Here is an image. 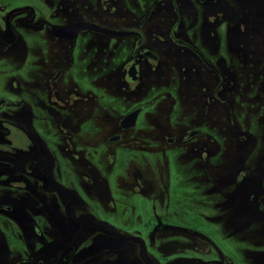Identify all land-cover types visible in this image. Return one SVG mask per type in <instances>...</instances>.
<instances>
[{
	"label": "flooded vegetation",
	"instance_id": "af4514ba",
	"mask_svg": "<svg viewBox=\"0 0 264 264\" xmlns=\"http://www.w3.org/2000/svg\"><path fill=\"white\" fill-rule=\"evenodd\" d=\"M88 1L98 4L97 14L87 7ZM122 1L68 0L69 19L67 22L60 20L55 25L60 14L51 15L50 22L42 19L36 23V10L31 5L13 7L3 15V28L0 30V43L3 47L10 49L18 44L19 33L12 23L16 16L15 24H21L40 41L35 42L38 57L28 56L32 48L30 41H21L23 60L27 58L29 67L24 68L20 80V107H23L20 110V126L9 124L15 122L11 119L15 111L3 110L7 97H0V114L4 119L0 120V130L3 131L0 132V264H167L179 259L234 264L230 255L222 250H219L221 254L216 258L202 256L197 248L195 250L198 254L193 256H170L162 252L153 255L157 231H179L193 238L198 236L196 231L185 225L186 222L190 223L186 220V214L200 210L184 201L175 206L177 213L183 214L180 220L162 218L157 205L141 203L138 207L132 206L129 204L131 199L123 204L122 200L127 195L115 193L113 197L105 189V180L101 174L95 180L86 174L89 162L97 159L86 156L91 150L95 153L99 149L93 138L91 141V133H95L99 126L93 124L97 120L90 114V97H101V101L110 100L113 106L121 107L127 102L132 105L138 94L150 88L151 91H157L151 97H181L187 100L185 108L188 113L196 109L195 120L179 126L178 131L166 129L154 137L159 147L175 146L187 150L191 155L201 148L213 147V126H206L212 118L213 99L220 102L229 97L219 93L225 80L221 70L213 63V48L208 50L202 46L203 40L198 31L196 36H191L188 29L181 32L174 28L178 22V25L181 23V13L175 0H167V3L172 5L176 23L174 27H167L163 31L143 30L145 23L153 17L160 0L153 1L137 18L136 29L119 30L101 23L106 16H111L107 15L110 6H117ZM198 2L202 4L205 0ZM233 2L239 4V0H229L226 4L234 10L239 9L231 5ZM10 4L19 2L0 0V11L3 6ZM81 5L86 6V17L80 11ZM124 18L127 19L126 16ZM82 23L131 34L118 37L83 30L80 25ZM74 25L76 28L72 31H56ZM8 27L15 34L12 43L8 42L13 33L3 37ZM230 32L232 29L229 28L228 37ZM145 36L150 38L148 43L145 42ZM226 48L222 55H219L220 52L215 53V58L223 60L232 68L240 59L234 58L229 39ZM248 58H256L258 65L262 60L259 53L254 51L248 53ZM38 60L41 72L37 73L33 81L31 72H35L36 67L32 66H36ZM170 73L178 76L177 89L174 87L177 84L169 82ZM252 80L249 78V82ZM36 89L43 92L38 95L33 107L29 108L25 101ZM159 90L161 94H158ZM176 90L177 93H174ZM224 103L229 105L225 100ZM136 110L139 112L134 125H130L129 121L123 122L125 116ZM141 112L139 106L124 112L100 111L99 119L108 124V129L102 132V146L107 147L111 154V157L102 159L110 165L118 166L121 161H133L131 150L138 146V136L134 132H138L137 128H148L138 125ZM115 113L119 114L115 116ZM30 117H33V121L29 120ZM32 122L43 133L39 137L30 125ZM209 123L212 124V120ZM147 137L150 138V135ZM233 138L237 156L234 159L241 162L238 157L242 156V161L246 160V138L242 135ZM37 139L44 141L50 148L42 149L41 156L33 158V143ZM195 160L194 157L189 159V166L198 164L194 163ZM160 161L166 164L168 172L173 175L172 180L175 178L173 183L179 188L185 187L180 182V178L185 180L184 174H173L175 168L171 167L169 159L160 158ZM58 162L65 167L78 165L81 174H76L75 179L64 185L57 180L60 176L54 173L58 170ZM261 168L264 169V161L261 162ZM205 173L209 176L206 170ZM130 178L133 186L128 193L134 198L153 196L152 203H156V195H151L154 189L143 190L137 187V184L141 187L149 184L140 170H133ZM210 181L216 184V178H210ZM165 183L168 185L167 180ZM90 187L97 189L93 196ZM165 191L169 194L176 192L169 188ZM179 191L193 195L200 193L199 189L187 191L181 188ZM164 209V213H172L173 207ZM134 229H141L142 233Z\"/></svg>",
	"mask_w": 264,
	"mask_h": 264
},
{
	"label": "rangeland",
	"instance_id": "374dc122",
	"mask_svg": "<svg viewBox=\"0 0 264 264\" xmlns=\"http://www.w3.org/2000/svg\"><path fill=\"white\" fill-rule=\"evenodd\" d=\"M153 1L155 0H123L117 6L111 5L110 11L107 10V15L111 16H106L105 21L100 22L119 30L136 29L137 18L151 6ZM163 1L160 0L153 17L145 23L143 30L163 31L167 27H174L176 21L174 22L173 19L172 5L170 2L167 3V0ZM175 1L181 13V23L178 25V22L174 28L181 32L188 29L191 36H196L197 31L199 32L203 40L202 46L208 50L213 48V63L221 70L225 80L219 93L229 97L220 102H215L213 99V113L210 118L212 124L209 123L210 120L206 124V126H213V147L201 148L192 156L187 150L183 151L175 146H158V140L155 137L164 130L178 131L179 126L195 120L196 109L188 113L185 108L187 100L181 97H151L157 94V91L156 89L151 91L148 88L141 92V95H137L132 105L128 102L126 105L123 103L122 108L113 106L114 103L110 100L101 101V97H90L92 106L90 114L97 120V123L93 122V124L99 126V129L96 127L98 130L95 133H91V141L93 138L100 151L96 150L92 153L91 150V153L86 156L97 157L95 162H89L86 174L93 180L101 174L102 179L105 180V189L110 195L115 193L120 196L127 195L122 200L123 204L124 201L128 202L127 200L131 199L129 204L132 206L138 207L141 203L157 205L158 208L160 207L158 212L162 218L180 220L183 214L177 213L175 206L184 201L187 205L195 206L198 211L200 210V212L186 214V220L190 223L186 222L185 225L188 229L196 231L198 236L193 238L179 231H157L152 249L153 255L157 256L162 252L170 256L184 254L193 256L198 254V250L206 258H216L221 254L219 250H222L230 255L234 264H264V169L261 168V162L264 161V3L262 0H239V4L231 3L239 7L234 10L227 6L226 2L228 3L229 0H205L202 4L198 0ZM17 2L19 4L3 6L0 11V30L3 28V15L9 9L18 6H33L36 10V23L37 20L42 19L50 22L51 15L54 14L60 15L53 25L58 24L60 20L67 22L69 19L67 17L68 0H17ZM85 7L81 5L80 11L86 17ZM87 7L93 13H98L99 7L94 1H88ZM23 14L30 16L27 12ZM125 16L127 19L124 18ZM16 17L13 18L12 23L19 33L18 44L7 49L0 43V97H7L3 110L15 111V114H11L13 115L11 119L15 122L9 124L20 126V110L23 109L20 107L22 99L19 95L22 89L20 80L24 68L29 67L27 58L23 60L21 41H30L32 48L28 56L38 57L35 42L40 40L21 24L16 25L14 22ZM229 28L232 29L230 38L227 33ZM144 39L147 43L150 40L148 36ZM228 39L234 58L240 59L233 64L232 68L223 60L215 58L217 53L220 52L219 55H222L226 52ZM253 51L258 52L262 58L259 65L256 63V58H248V53ZM37 63L36 66H32L36 67L35 72H31L33 81L36 80L37 73L41 72L39 60ZM177 77L175 73H170L168 75L170 84L176 85ZM249 78H253L252 82H249ZM13 83L16 85L13 86ZM174 87L177 89L178 84ZM39 90L32 91L31 96L26 99L25 102L29 108L33 107L36 98L43 92ZM161 93L162 91L159 90L158 94ZM174 93H177V90ZM224 100L227 101L228 106L225 105ZM134 106L142 108L138 125L148 126V128H137L138 132H134V135L138 136V146L131 150L130 157L133 161H121L118 166L110 165L108 161L102 159L111 157V154L107 147L102 146V132L108 129V124L99 119L100 111L124 112ZM1 117H3L2 114H0V120H4ZM29 120L33 121V117ZM30 125L38 137L43 134L35 128L36 125L33 122ZM201 126L203 127L204 124ZM0 132L3 133L1 130ZM148 135L150 138L147 137ZM239 135L246 138L244 149L247 158L242 161V156H239L241 162L234 159L237 156L233 137L236 138ZM33 145L35 147L34 155H31L33 158L41 156L42 149L50 148L40 139H37ZM57 148L61 150L59 146ZM104 151L105 155H103ZM122 153L123 151L120 154ZM193 157L196 159L194 163L198 164L189 166L188 160ZM160 158L169 159V163H172L171 167L175 168L172 171L173 174H184L185 180L180 178V182L185 187L179 188L176 183H173L175 178L172 180L173 175L170 171L168 172L166 164L160 161ZM183 163H185L184 166ZM58 165V170L54 173L60 176L57 180L64 185L75 179L76 174H81L76 164L65 167L58 162ZM198 168L197 172L194 171ZM135 169L140 170L144 179L149 180V184L142 187L137 184L138 189H154L151 195H156V203H152L153 196L134 198L131 193H128L133 186L130 177ZM205 170L209 176L206 175ZM210 178H216V184L212 183ZM166 180L168 185L165 183ZM168 188L176 192L169 194L165 191ZM181 188L187 191L199 189L200 193L195 195L184 193L179 191ZM89 189L94 192L91 196L97 191L93 187ZM251 197L253 198L250 199ZM164 207H173L172 213H164ZM134 230L142 233L141 229Z\"/></svg>",
	"mask_w": 264,
	"mask_h": 264
},
{
	"label": "water",
	"instance_id": "95a60500",
	"mask_svg": "<svg viewBox=\"0 0 264 264\" xmlns=\"http://www.w3.org/2000/svg\"><path fill=\"white\" fill-rule=\"evenodd\" d=\"M80 25H81V29H83V30L97 31V32H100L103 34H108V35H113V36H118V37H124V36L131 34L129 32L111 31V30H108L105 28H101V27L92 25V24H88V23H82ZM75 28H76V25L65 26V27L58 28L56 31L57 32H69V31L74 30ZM11 33H13V32L8 27L6 29V32L3 34V37L4 36H11L12 35ZM14 40H15V34L13 33L12 39L8 43H12ZM138 112H139V110H136V111L128 114L123 119V122L129 121L130 125H134ZM167 264H217V262H204V261L199 260V259H179V260L170 261Z\"/></svg>",
	"mask_w": 264,
	"mask_h": 264
}]
</instances>
